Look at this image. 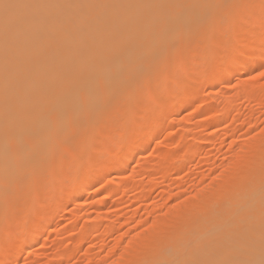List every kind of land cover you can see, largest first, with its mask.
<instances>
[{
	"label": "bare ground",
	"instance_id": "1",
	"mask_svg": "<svg viewBox=\"0 0 264 264\" xmlns=\"http://www.w3.org/2000/svg\"><path fill=\"white\" fill-rule=\"evenodd\" d=\"M4 2L21 3L26 6L6 12L2 6ZM255 2L252 0H0V219H2L0 222L14 212L11 211L15 209L16 204L12 207L11 203L17 195V198L23 200L21 201L23 202L21 215L23 213L26 215L30 204L34 202L35 189L42 186L45 190H51L53 182L59 179V170L64 165H71V169L73 167L71 178L75 181L72 179L66 189L59 193L56 188L58 185L56 189L53 188L51 190L52 199H57L58 195L67 193L70 201L77 204L76 201L82 196L86 198V201L90 199L91 195L86 194L89 186L114 170H118L120 165L124 169L125 167L120 164L124 158L129 159L130 163L135 162L136 152H140L145 146V143H139L135 135L137 128L134 127V132L130 133L135 137L130 139V136V140L125 143L123 142L124 129L117 128L121 127V122L114 124V120H117L121 113V116L127 114V118L124 117L125 120L132 115L128 111V109H133L132 106L131 109L129 108V102L132 101L130 99L128 102L129 96L147 95L150 84L148 83L149 88L147 85L145 88V84L150 80L145 81L144 85L140 82L150 78L161 68L166 71L168 66L175 67V62L177 64L179 60L181 64L179 70L185 72L188 69L186 61L193 59V56L195 58L196 54L198 55L197 51L208 46L210 40L217 43L214 37H219L222 29L224 31L222 33L226 31L228 33L230 29L232 32L229 31V35L234 33L232 29L235 26L234 23L230 29H228L230 26L228 23L232 22L230 19L238 13L240 8L244 10L243 14L247 13L246 15L251 17L257 10L254 8ZM221 8H225L226 11L224 15L221 12L223 19L217 21L214 28H211L210 18L216 9ZM226 22L229 26L225 28ZM258 26V24L255 25L256 28L253 30L256 32L255 30L259 28V33L256 34L262 37L264 26ZM192 28L197 29L195 34L191 33ZM211 29L216 34L211 37L213 39H210ZM254 32L251 31V36ZM242 35H237L236 38L239 36L240 39ZM246 36L240 39L239 45V39L235 38L238 49L222 70L223 78L232 77L231 75L236 70L245 65L257 66L256 63L261 62L264 52V40H262L264 36L262 41L259 40L260 38L259 41H252L250 38L249 41L244 42L248 37ZM190 38L194 42L202 38V46H199L200 44L196 46V48L199 47L198 50L195 49L196 52L194 51L196 54L187 55V60L184 62L182 60L185 53L183 45ZM208 48L210 52L206 51L210 53L209 58L214 55L212 63L216 67V63L220 62L217 60H220L222 55L219 54L220 52L219 55L216 52L212 54L211 50L215 48H212V45ZM186 52L188 53V50ZM190 62L193 64V61ZM235 64L238 68H235ZM171 69L174 68L171 67ZM217 69H211L209 76L220 71ZM159 73L162 74L161 71ZM176 75L174 71V78L178 77ZM169 76L170 73L166 74L167 82ZM163 79L165 81V78H162V81ZM175 80L169 84H178ZM169 86L172 88L171 85ZM170 87L168 88L171 90ZM254 88L255 85L249 84L241 92L239 91L240 97L248 96L249 99L256 97L257 101L259 88L256 87L257 90ZM151 91L150 89L149 92ZM218 94L216 99L219 100ZM144 96L140 97L146 100ZM140 97L137 102L135 99L133 104H137ZM154 100L157 103V99ZM154 100H152L153 103L151 102L155 104L154 106L161 104L155 109L159 115L156 123L161 124L166 121L167 112L163 114L161 100L157 104ZM225 100L224 110L227 114L231 108L229 107L230 99ZM178 102V108L185 107V100ZM120 105L123 109L121 108L122 110L118 112L116 119L114 116V120H111L113 113L110 109ZM170 105L167 104L164 109L167 110ZM126 110L128 113L125 112ZM96 123L101 125L102 131L106 128L108 130L109 127H116L117 138L111 140L108 134L109 141L106 140L104 143L101 141L102 143L98 145L94 143V146L93 140L89 141L87 136L88 132L93 131L90 132L89 127ZM156 123L153 122L152 127ZM67 139L71 140L70 144L66 143ZM257 141L255 145L247 146L246 144L249 147H246L244 152L247 151L246 154L235 153L237 154L235 158H239V162L243 158L242 165L235 166L238 169L235 168L224 180L221 179L222 182H219L221 181L219 177V180L213 183L214 186L210 185L213 187L212 191L210 190L212 194L198 193L196 197L194 196L198 198L197 202L190 199L183 203L173 204L174 207L170 208L172 211L169 214L177 216L176 220H181L179 227L174 226L175 219L172 220L173 222L170 220L172 216L165 215V218H168L170 224L174 223L172 226L175 228L172 227L173 229L167 221H164L167 219L155 218L154 222L150 223V229L144 235L142 234V239L146 242L142 240L141 244L145 242L142 246L138 244L132 249L126 247L127 251L125 248L127 254L124 252L122 255H126L127 264H136L143 257L145 264H264V134ZM76 148L80 150L86 148L91 154L95 152L97 155H93L97 162L94 164L93 161V165H89L90 162L84 166L79 165L73 155L75 152L73 149L79 150ZM162 158H166V155ZM235 160L237 162V159ZM233 164L234 162L231 165ZM153 165L151 168H154ZM77 179L80 182L78 180L76 183ZM42 197L39 196L40 202L43 200ZM44 202L46 203L43 201L41 204L47 207L42 217L38 218L39 222L37 220V223L27 224L23 214L19 221L13 223L14 229L9 226L8 231L15 230L16 232L12 231L10 241L6 243L8 249L4 260L5 258L11 261L18 260V246L31 251L38 244L39 238L45 232H43L44 225L53 219L49 211L51 205H46ZM89 203L86 202L87 205ZM33 212L35 213V210ZM205 213L207 214L203 215ZM101 219L103 220V217H96L91 221L93 225H97ZM144 220L141 219L139 224L146 223ZM163 222L169 226L168 229L162 227ZM179 222L177 221V224ZM82 230L84 234L86 231H92V227ZM70 249L67 250L66 247L60 252L62 254L58 255L69 258L72 255ZM139 254L142 256H138ZM122 258V262L119 261L120 263L117 264H124V257Z\"/></svg>",
	"mask_w": 264,
	"mask_h": 264
},
{
	"label": "rangeland",
	"instance_id": "2",
	"mask_svg": "<svg viewBox=\"0 0 264 264\" xmlns=\"http://www.w3.org/2000/svg\"><path fill=\"white\" fill-rule=\"evenodd\" d=\"M252 1L255 2V0ZM254 5L256 6V7L254 6L255 10L257 9L256 12H254L256 15H254V13L252 14L255 16L254 19H252L253 16L251 15V13L249 14L251 15V17L250 16L248 17L247 16L248 14L247 13H246L247 15L243 14L244 10L240 8L238 10V13L239 11L240 13L239 14L237 13L238 15L235 14L234 17L230 19V21L232 20V22L228 23L230 26L226 22V26L224 27L226 28L228 25L229 26L228 29H230L234 23L235 26H233L234 28H232L234 29L233 34L229 35V31L231 29L228 30V33L227 31L226 33H222L224 32L222 29V32H220L221 35L218 37L213 32L214 30L212 29H211L212 31L210 30L211 31L210 39H213L211 38L213 35L216 36L214 37V39L216 38L217 43H213L210 40L208 46L200 49V51H197L199 47L196 48V46H198L199 44H200L199 46H202L201 43L202 38L199 39V41L197 42H194L192 38H190V40L188 39L187 43L185 42L183 45V51H185V53L183 55L182 60H184L185 62L187 60L186 58L187 55L188 56L195 55L196 51L198 55L196 54L197 58L196 57L194 58L193 56L194 60L192 58L188 60L189 64L188 61H186V66H188L187 67L188 69L185 71L186 73L183 70H179V67L181 68V64H179L180 63L179 60L177 64L175 62L176 65L175 67L171 66L177 71L171 69V67L168 66L166 68V71L164 68H161L159 70V72L161 71L162 74L157 72L153 76H150V78L143 79L142 80L143 82H140V84L143 83L142 85H144L145 84L144 82L149 79L150 82L149 81L146 82L145 88L146 85L147 88H149L148 86L149 83L150 89L152 91L150 93L149 92L150 89L148 90L147 95H149L148 96L149 99L147 98V95H145L146 96L145 97L144 95L141 94L136 96L135 95L129 96L128 102L130 99H132V101L129 102L130 104L129 108L131 109V106L133 108L131 110L128 109L130 114H132V115L128 114L129 119L125 120L124 117L127 118V114H124L125 116H121L122 115L121 112H120L121 114L119 113L120 116L122 117L121 120L119 119L120 116L119 118H117L118 112L123 109V106L120 105L110 109V111H112L113 113V117L111 118V120H114V116L115 119L117 118V120H114L115 123L114 122L113 123L119 124L120 122L121 123L123 122V124L120 123V126L122 128L117 127L122 130L124 129L125 131V132L123 131V142L126 143L132 137H135V135H137L138 137L137 139L139 140V143L140 142L145 143L144 148L140 152H136L135 162L130 163L128 161L129 159L124 158V160L121 161L120 163L125 167L124 169L120 165L119 166L120 169L118 168V170H114L109 175L103 177L95 184L89 186L87 188L86 194L88 193L87 195L89 196L91 195L90 199L86 201V198L82 196L79 198L78 200L79 202L76 201L77 204L75 202L73 203L70 201L69 195L67 193L58 195L57 199L56 198L52 199L53 195L51 190H53V188H55L58 185V187L56 188H58V193H59L60 191L66 189L67 185L70 183V181H72V179L75 181L74 178H71V173H72L71 171L73 170V167L71 169V165L69 166V164L61 167V169L59 170L60 172H58L60 174L59 179L53 182L52 184L53 186L51 190L49 189L45 190V188H43L42 186H38L39 188L37 187L35 189L33 194L34 202L30 204V209L28 210L27 214L25 215V213H23L25 215L24 217L26 219V223L27 224L35 223L37 220H38L37 222H39L38 218L42 217V214H44V212L46 211L45 209L47 207L41 204V202L43 203V201H46V203L44 202V204L51 205L50 207L51 210L49 211L50 213H52L50 215L52 216L53 219L44 225L43 227L44 228L43 232L45 231L43 233L44 235L41 236V238H39L37 242L38 244H36L35 248L31 249L30 251V250H25L20 246H18L19 248L17 251L19 253V256H18V260L16 261H11L7 258H5L6 260H4V255L8 249L6 243L8 244L7 242L8 240L10 241V236L12 235V231L13 233L16 232L15 230L8 231L7 229L9 228V226L10 228L12 227L14 229L15 227H13V223L19 221L20 217L23 215V214L21 215V211H20L23 207V202H21L23 200L17 198L18 195L17 197L15 196L13 198L14 202L13 203L10 202V203L13 204L12 207H15L16 204L15 209L13 208L14 210L12 209L11 211L14 212L10 213L5 219H3V222H0L1 224L0 225V264H117L122 262L123 259L122 257H124L123 263L127 264L128 260H126L125 258L126 255L125 254H123L124 256L122 255V253L125 252V248L127 247L129 249H132L138 244L142 246L146 242L144 239H142L143 238L142 236L150 229L149 226L152 224L151 223L152 221L154 222L155 218L167 219V220L164 219L163 220L167 221V223H169V226L171 228L174 226L176 228L177 226L179 227L181 225L180 224L181 220H176L177 216H173L171 214L172 216L171 217L169 214L172 211L170 208L174 207L173 205L174 203L176 205L178 202L183 203V201L186 202L189 201L190 199H192V201L194 199V201L197 202L198 198L196 199L195 197L198 193H202L205 195L212 194V192L210 193L211 188H213L211 186L213 185L214 182L219 180L218 179L219 177L220 180L221 179L224 180L227 177V175L230 174V172L232 173L234 171L235 168L238 169L235 166L242 165L243 158L242 160L240 159L241 161L239 162V158H235L237 154L239 153L242 155L246 154L247 151L246 153L244 152L247 148H249L247 146L257 144L258 143L257 140L260 139V137L264 134V95H263L264 76L260 75L261 72H264V61H263L264 52L262 54L261 62L256 63L257 66H254V64L253 65L250 64L251 66L249 64L245 65L244 67H241L240 69L236 70L234 74L231 75L232 77H229L227 79L223 78L222 70L225 68L229 59L232 58V55L236 53L240 39H243V37H245L246 34L248 37L249 36L250 37L248 38L246 36L247 38L244 40V42H246L248 39L250 40V38L252 41L264 40L263 37L264 35L262 36L263 37L262 39V37L256 34L259 33L258 32L260 30L259 28L255 30L256 32H254L253 30V28H256L255 25L257 24L259 25L258 27L264 26L263 23L264 0L261 1L256 0ZM221 12L222 15H224L226 12L225 8L215 10L212 18H210L209 21L211 22V24H209L211 28H214V26L219 21H221V19H223L221 18L223 17L221 15ZM233 20H235L236 22ZM249 28L252 29L251 30L252 33L254 32L252 36H251V31L248 32V30H250ZM235 30L238 31L235 32ZM196 31L197 29L195 28L191 29L192 34H195ZM231 32L232 31H230V33ZM242 33L244 36L242 35ZM237 35H242L243 37L240 36L241 38L239 39L238 38L239 36L236 38ZM235 38L239 39L238 45L236 42L237 40ZM231 42L233 43L230 44ZM209 45L210 46L212 45V48L215 47L213 50H211L213 51L211 52L212 54L213 53L215 54V52L218 54L220 52L219 54L222 55L221 57L224 59L223 60L221 58L220 60H217L220 62L216 63L217 64L216 67L212 63V61L214 60L213 58L214 55L211 54L212 55L211 57L213 58L211 59V57L209 58L210 53L206 51L209 50L210 52V48H208ZM190 49L191 51H189ZM195 49L197 50L195 51ZM187 50L188 53L186 52ZM233 51L234 53H232ZM189 53H191V55ZM190 61H193V64H191L192 62ZM186 66L184 67L185 69ZM237 66L238 65L235 64V68H238ZM214 67L216 69L218 67L217 70L220 71L216 72V74L214 75L209 76L211 69H215ZM167 69L169 70L167 71ZM174 71L175 74L177 73L176 75L178 76L177 78H174L173 76ZM169 73L170 76L167 77L169 79L167 82L166 74L169 75ZM183 76L185 77L184 79L182 78ZM162 78H165V81L164 79L162 81ZM173 80H175V82L177 81L179 85L174 82L173 85L169 84ZM248 81L253 83H250ZM166 82L168 85L167 87H166ZM218 83H220V85H217ZM244 83L247 85H245ZM160 84H162L161 85L162 87L160 86ZM249 84L255 85V88L256 87L259 88V91H257V93L259 92L258 94L259 96L257 95L258 102L256 101V97L255 98L252 97L251 99H249L250 97L248 96H243L244 98L242 96L240 97L239 93L243 90V88H245ZM156 85L159 87V90L158 87H155ZM169 85H171L172 88ZM258 86H261L263 88L261 89V87ZM168 87H170L171 90ZM166 88H168V90H166ZM260 89L263 91V93L262 91L260 92ZM184 90L188 95L185 94ZM217 91L220 94H218ZM216 93L220 96L219 100L216 99L217 96ZM140 96H144L146 100H144L143 97ZM138 97L143 99V101H141V99L139 98L140 101L137 104H133L135 101L136 102L138 101L137 100ZM225 97L227 99H230L229 107L232 108V109L230 108L231 112L229 110L227 114H226L227 111L224 110V106L226 104ZM153 98L157 99V103L159 100H161L160 102H163L162 110H164L162 112L164 115L167 112L166 113L167 115L165 117L166 121H164L161 124L156 123L159 118V115L155 111L157 105L159 107V105L161 104L160 103L157 104L156 100H154ZM152 100H154V102L157 104L156 106H154L155 104L154 105L152 104L153 103ZM179 100L186 101L185 107L183 106L182 108H178L177 104L179 103L178 102ZM170 103H172L173 106L170 105ZM167 104L170 105L169 107L170 110L169 108L165 110ZM176 105L177 108L175 107ZM128 111L126 110L125 112L128 113ZM153 122H155L156 124L152 127ZM99 123L91 125L92 128L89 127L90 132L91 130L93 131L91 133L88 132L87 138H89V141L91 142L93 140L92 142L93 145L94 143L95 145H98L102 142L104 143V141L108 140L110 136L111 137L109 139L111 140L113 139L115 140V138H117L116 127H109L108 130L106 128L102 131L101 125ZM134 127L135 129L137 128L136 133L135 135L133 134V136H131L132 134L130 133L134 132L135 130ZM108 134H110V136H108ZM90 138L92 139L90 140ZM250 141H252V143ZM246 144L248 145L246 146ZM73 150L75 151V152L73 151L74 152L73 155L75 156L76 163H79V165L84 166L87 165L89 162H90L89 165L90 164L93 165V163L95 164L97 162V160H95L96 158H94V155L96 154L95 152L91 154V152H89L86 148L84 150L82 149L83 151L80 149L79 150L73 149ZM157 151H159V153ZM236 152L237 154H235ZM163 154L166 155V158H162L165 156ZM88 155L91 157H89ZM235 159H237V162L239 163H237ZM171 162L173 165L170 164ZM233 162L234 164L231 165ZM152 165L154 168H151ZM220 172L221 174L223 173L222 174L223 176L220 174ZM162 174H164V176ZM125 175L127 176L125 177ZM123 179L126 180V182ZM78 180L79 179H77L76 183L78 182ZM222 180L219 182H222ZM123 182L126 184H124ZM114 189L116 192L115 191L113 192ZM16 193L19 195L21 194L18 192ZM169 194L171 195L169 196ZM39 196H43L42 197L43 200H41V202ZM15 198H17L18 201L17 199L15 200ZM38 199L39 201H37ZM48 199H50V201ZM16 201L17 203H15ZM47 201H49L48 202L49 204L47 203ZM94 201L96 203H94ZM86 202L88 203L91 202L92 204L89 203L88 206ZM96 204L99 207H97ZM90 205L91 206L93 205L95 207H91ZM37 207L41 210L37 209ZM34 210L35 213L33 212ZM39 213H41L40 216ZM206 214L207 213L203 215ZM165 215L167 216L169 215L171 217L170 219L171 221L175 219L176 221L174 220V223L176 222V224L172 226L174 223L170 224V222H168V218H165ZM96 217H101V218L103 217V220L101 219L100 221H98L99 224L93 225L91 219ZM141 219L142 220L145 219L146 223L139 224ZM179 219L182 218L179 217ZM0 221H2V219H0ZM147 221H149V223ZM177 221L180 222L177 224ZM165 224L166 223L163 222V224L161 225H164L162 227H167L168 229L169 226H166L167 224L166 225ZM85 227L86 228L89 227V229H91L92 227V231H86L84 232V234H82L83 233L82 229L83 228L86 229ZM169 230L171 229L169 228ZM142 240L145 241L143 242V244H141ZM57 241L59 244L57 243ZM73 244L74 246H72ZM66 247L67 250L70 249L71 247L70 249V252H72L71 253L72 255L70 256L71 258L58 255L61 251H64ZM127 248L126 251L128 250ZM138 256L141 257L142 255L139 254ZM141 260L143 262H141ZM144 261L145 259L143 257V259H140L138 262H136V264H140V263L145 264Z\"/></svg>",
	"mask_w": 264,
	"mask_h": 264
},
{
	"label": "snow or ice",
	"instance_id": "3",
	"mask_svg": "<svg viewBox=\"0 0 264 264\" xmlns=\"http://www.w3.org/2000/svg\"><path fill=\"white\" fill-rule=\"evenodd\" d=\"M3 8L5 9V11H9L11 9H16V8H21V7H25L26 5L24 4H21V3H9V2H4L2 4ZM223 7H229L228 5H222ZM261 76H264V72H261L260 73ZM66 143H71V140L70 139H67L66 140Z\"/></svg>",
	"mask_w": 264,
	"mask_h": 264
}]
</instances>
